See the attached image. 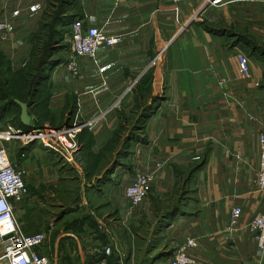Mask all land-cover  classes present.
Instances as JSON below:
<instances>
[{"label":"crops","instance_id":"1","mask_svg":"<svg viewBox=\"0 0 264 264\" xmlns=\"http://www.w3.org/2000/svg\"><path fill=\"white\" fill-rule=\"evenodd\" d=\"M41 14L31 10L23 23L33 27ZM68 14L123 40L101 48L96 60L79 57L78 76L56 67L51 78L61 74L60 82L48 84L47 104L30 113L33 129H19L22 136L14 141L20 145L13 160L26 169L29 187L16 216L26 234L47 235L41 254L51 264H90L104 258V249L110 246L109 264H170L174 245L193 237L198 246L191 254L197 264H264V252L254 237L243 227L230 228L233 207H242L241 223L264 211V192L256 181L264 124V59L241 51L242 45L231 46L241 35L246 45L264 48V0H73ZM224 28L234 33L229 45L225 34L218 35ZM15 39L21 38L8 42L14 44ZM242 52L251 60L250 78L241 76ZM28 59L23 55L18 66ZM148 76L151 99L159 98L154 105L151 99L142 105L154 109L145 117L150 143L140 149L136 169L150 172L160 163L149 195L170 203L177 196L181 172L190 163L203 161L185 183L191 194L186 195L184 209L174 216L177 207L166 208L162 219H172L158 229L156 222L151 228L146 225L140 213L133 215L125 191L135 170L125 188L88 185L76 200L79 208L90 206L82 215H49L48 197L53 195H47L45 187L51 183L63 187L67 179L53 183L45 174L53 171L45 160L52 144L48 138H29L37 126L43 131L52 126L42 115L58 118L73 107L75 121L86 123L92 148L99 150L111 140L120 110L144 100ZM4 136L8 135L0 134ZM113 211H118L117 217Z\"/></svg>","mask_w":264,"mask_h":264},{"label":"rangeland","instance_id":"2","mask_svg":"<svg viewBox=\"0 0 264 264\" xmlns=\"http://www.w3.org/2000/svg\"><path fill=\"white\" fill-rule=\"evenodd\" d=\"M72 2L73 0H0V22L8 24V30L4 34L0 32V107L8 104L9 100L14 98V92L21 93L26 88L32 89L41 72H43V83L38 88V100L45 99V96L49 94V83L60 82L59 80L62 78L61 74L58 76L59 78L57 75H53V79L51 78L52 74L55 73L53 70L56 67L73 74L66 67L68 61L71 59L73 35L70 23L74 19L71 17V14H68V11L72 7ZM208 2H211V0H208ZM31 10L32 13L35 11L39 13L40 10L42 13L39 22H34L33 27L32 23L28 22L26 25L23 23L24 19L29 20L28 14H30ZM65 18H72V20L64 22L63 19ZM206 29L215 33L209 25H206ZM219 34H225L228 37L226 40L228 42H225L226 45H229L231 37H234V33L232 34L231 30L227 28H224ZM16 36L21 39L19 41L15 39L16 43L14 44L9 43L11 41L9 39H14ZM244 40L243 36L238 35L237 38H234L231 46L242 45L243 49L241 51L256 53L264 59L263 47L246 45ZM25 54L29 56L28 61L24 65L18 66L20 65L19 63H22L21 59ZM144 79V89L141 94L144 100L138 103L140 105L136 104L128 110L124 108L120 110L121 120L111 140L99 150L94 148L98 153L94 152L90 143L85 142L88 139L87 137H84V139L78 138L80 132L86 129V123L82 122L80 124H82L83 128L76 136L77 141L79 140L78 142L82 147L76 153L77 156H74V160H66L57 145L52 144L51 148L49 147V156L45 160L50 166L53 165V171L45 174L49 179H52L51 181H54L53 183L62 180V177L67 179L63 187L60 186L61 184H58V187H56L52 183L45 187L47 195H53V197H48L49 215H68L69 213L79 215L83 211L85 213L90 206L86 205L83 208H79L80 204L76 200L79 199V195L83 196L87 192L88 185L91 184V186L97 188L101 186L102 189L107 186V190L120 187L125 188L131 181L132 172L135 170L141 171L136 169L138 167L137 164L140 163L142 158V156L139 157L141 154L140 149L148 147L150 143L146 136V116L143 115L145 108L142 105L151 99L152 94L149 83L152 80V76L145 77ZM29 84H31V87H29ZM158 98L154 97L151 99V105H154ZM68 109L69 111L74 110L73 107H67L57 120L53 122L51 121V116L46 115V120L53 124L52 126L50 125V128L48 127L49 132H57L59 131L58 129H62V126L60 128L56 126L60 125L59 122L62 121L63 117L65 119H63V122L65 123L66 117H69L71 118V125L76 122L79 124V121H75L76 119L73 115L70 116ZM151 109L153 110L154 108ZM17 110V107H12L6 113L0 112V134L9 135L8 133L19 130L12 121ZM47 125L49 126V124ZM15 139L7 138V136L0 137V144L6 148L12 159L15 155V147L20 145L19 142H14ZM47 141L52 143L49 139ZM54 141L57 144L59 143L58 138H54ZM61 164L64 166L59 170L57 166ZM69 164L76 165L75 167L78 168H76L78 171L76 169L73 170V168L71 169ZM203 164V161H194L189 164L187 170L181 172L179 176L180 185L176 188L177 196L174 201L162 203L160 199H154L152 195H149L140 205H133L129 201L130 212L133 215L136 213L143 215L144 223L150 225V228L155 222V229L166 226L172 219H162L166 208L174 204L177 209L172 210V215L176 216L181 213V210L184 209V204H186V195L190 193L188 190L190 185L185 183L190 178H193L194 174ZM62 189H64V192ZM17 205H15L16 215L19 213ZM117 214L118 211L111 213L113 217H117Z\"/></svg>","mask_w":264,"mask_h":264},{"label":"built area","instance_id":"3","mask_svg":"<svg viewBox=\"0 0 264 264\" xmlns=\"http://www.w3.org/2000/svg\"><path fill=\"white\" fill-rule=\"evenodd\" d=\"M72 32L71 59L67 63V69L75 75H79V57L97 59L101 48H112L122 42L120 35H109L97 26H85L82 19H75L70 25ZM8 30L6 22H0V32ZM163 50L157 55V60ZM238 65L243 78H250L252 67L250 58L244 54H238ZM82 124L75 123L57 132L43 131L33 133L35 136H46L52 144L57 145L62 155L68 161L74 160V156L80 149L77 134L82 130ZM7 138H19L22 135L19 130L10 132ZM58 138L59 143L54 141ZM51 144V145H52ZM0 264H51L50 259L41 254L40 249L47 242L44 232L26 234L22 229L15 214V205L21 203L29 194L26 180L27 171L22 165H18L11 158L9 152L0 144ZM260 165L257 172V185L264 192V124L259 132ZM157 167L150 172L136 171L133 182L126 188V198L133 205H140L148 197L151 185L161 168ZM242 207L235 206L231 210L230 228L243 227L255 239L257 247L264 252V211L253 215L247 222L241 223ZM198 246V241L193 237L186 238L181 245H174L170 264H197V260L191 254V250ZM104 258L93 261L90 264H109L108 258L113 253V248L107 246L104 249Z\"/></svg>","mask_w":264,"mask_h":264},{"label":"trees","instance_id":"4","mask_svg":"<svg viewBox=\"0 0 264 264\" xmlns=\"http://www.w3.org/2000/svg\"><path fill=\"white\" fill-rule=\"evenodd\" d=\"M73 18V17H72ZM72 18L71 19H68V18H65V19H63L64 20V22H70V20H72ZM74 20H72L71 21V23H70V25L72 24V22H73ZM43 72H41L39 75H38V77H37V79H36V81H35V84H33V88L32 89H25V90H23V91H21V93L20 92H14V94H13V99H11V100H9V102H8V104H6V105H3L2 107H0V112H4V113H6L7 111H10L11 110V108L12 107H17V112H15V116L12 118V121H13V123L15 124V126L18 128V129H23V130H25V131H28V132H30L32 129H33V127H32V125H30V126H26V125H24L22 122H21V119H20V115H21V107L16 103V99H19V100H21V101H23V102H28L29 104H30V113L32 112V111H34V112H39V111H41L43 108H44V106L47 104V102H48V99H49V97H50V93L48 94V95H46L45 96V99H42V100H38V96H37V94H38V88H39V86L43 83V81H42V79H43ZM30 86L29 87H31V84H29ZM152 107H148V108H145V112L143 113V115L144 116H148L149 114H151V112H152V109H151ZM71 115H74V110H72V111H70V116ZM41 117V116H40ZM42 118H43V120H45V118H46V116H43L42 115ZM63 119H64V117L62 118V121L61 122H59L60 123V125H58V126H56V127H58V128H60L61 126H62V129H64L65 128V126H67V127H70L71 126V121H70V119L71 118H69V117H67L66 118V123L65 122H63ZM55 120H57V117H54V116H51V121L53 122V121H55ZM65 120V119H64ZM68 123V124H67ZM56 124V123H55ZM53 125V124H52ZM55 127V126H54ZM64 127V128H63ZM58 130H60V129H58ZM80 137H81V139H84V137H87L88 139L87 140H85V142L86 143H90V146L92 147L93 146V139L91 138V136L90 135H88V133H87V131H86V129H84V130H82L81 132H80V135L78 136V138L80 139ZM79 141V140H78ZM111 143V142H110ZM81 147H82V145H81ZM94 154V153H93ZM77 156V155H76Z\"/></svg>","mask_w":264,"mask_h":264},{"label":"water","instance_id":"5","mask_svg":"<svg viewBox=\"0 0 264 264\" xmlns=\"http://www.w3.org/2000/svg\"><path fill=\"white\" fill-rule=\"evenodd\" d=\"M15 101L21 107V115H20L21 122L26 126H30L32 124V116L30 114V104L28 102H23L19 99H16ZM42 132H43L42 127L37 126L35 133H42Z\"/></svg>","mask_w":264,"mask_h":264},{"label":"bare ground","instance_id":"6","mask_svg":"<svg viewBox=\"0 0 264 264\" xmlns=\"http://www.w3.org/2000/svg\"><path fill=\"white\" fill-rule=\"evenodd\" d=\"M38 137V136H37ZM44 137H46V136H44ZM32 138H35V136H32Z\"/></svg>","mask_w":264,"mask_h":264}]
</instances>
